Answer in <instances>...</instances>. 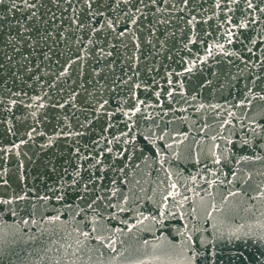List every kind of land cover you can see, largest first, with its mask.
Wrapping results in <instances>:
<instances>
[{
	"label": "water",
	"instance_id": "water-1",
	"mask_svg": "<svg viewBox=\"0 0 264 264\" xmlns=\"http://www.w3.org/2000/svg\"><path fill=\"white\" fill-rule=\"evenodd\" d=\"M0 264H264V0H0Z\"/></svg>",
	"mask_w": 264,
	"mask_h": 264
}]
</instances>
